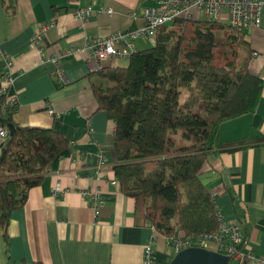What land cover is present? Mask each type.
Listing matches in <instances>:
<instances>
[{"label": "crops", "instance_id": "crops-1", "mask_svg": "<svg viewBox=\"0 0 264 264\" xmlns=\"http://www.w3.org/2000/svg\"><path fill=\"white\" fill-rule=\"evenodd\" d=\"M155 0H6L0 4V75L9 61L8 94L14 112L3 126L52 128L66 139V148L47 167L40 184L27 192L21 208L10 213L0 228V264H142L145 246L154 264H168L174 256L165 238L134 225V202L119 192L113 167L114 126L99 110L87 75L105 66H123L126 60L106 59L97 64L86 48L94 39L118 35L132 51L148 41L133 39L143 25L141 11ZM91 7L83 22L73 15ZM102 10H111L107 15ZM46 26L40 48L30 45L32 33ZM251 56L248 71L263 80L253 113L222 123L218 143L225 148L209 153L199 175L211 173L205 186L223 220L238 225L243 252L264 261V9L258 27L243 30ZM121 48V45H117ZM81 49L83 51H81ZM78 51V52H76ZM80 51V52H79ZM50 55L66 81L54 79ZM51 110V114H49ZM4 122V121H3ZM260 139V140H259ZM3 141L0 139V155ZM241 145V146H240ZM102 162V165H100ZM59 185L54 197L51 188ZM98 195L96 218L82 191ZM199 249V248H197ZM237 264V262L229 263Z\"/></svg>", "mask_w": 264, "mask_h": 264}, {"label": "trees", "instance_id": "trees-1", "mask_svg": "<svg viewBox=\"0 0 264 264\" xmlns=\"http://www.w3.org/2000/svg\"><path fill=\"white\" fill-rule=\"evenodd\" d=\"M0 4L9 10L6 0ZM250 58L243 30L177 20L123 66L87 75L98 109L114 126L113 174L134 202L135 226L164 238L217 230L214 197L198 176L209 153L225 150L219 126L256 109L263 80L248 71ZM14 109L0 97V128ZM66 146L52 128L14 127L0 157V228Z\"/></svg>", "mask_w": 264, "mask_h": 264}, {"label": "built area", "instance_id": "built-area-1", "mask_svg": "<svg viewBox=\"0 0 264 264\" xmlns=\"http://www.w3.org/2000/svg\"><path fill=\"white\" fill-rule=\"evenodd\" d=\"M262 9H264V0H155L152 6L142 9L143 25L132 35V38L153 41L160 27L171 25L177 20L208 21L238 30L258 27ZM102 11L107 15L111 14L109 9L105 11L99 9V12ZM91 14V7L79 8L73 17L78 22H83ZM197 16L199 20L195 19ZM45 30L46 26H42L32 33L30 37L31 46L40 48ZM117 45H121V48H117ZM86 50L89 53V58L96 64L106 59L125 60L133 52L131 45L123 41V38L118 35L91 40ZM81 51L83 50L81 49ZM251 56H256V53H251ZM46 60L54 66L53 76L56 82L61 86L65 85L66 81L61 70L57 67L58 57L50 55ZM10 67L11 63L5 61L4 72L0 75V97H4V102L9 107H14L15 99L8 94L9 84L11 83ZM48 112L49 114L52 113L51 110ZM6 137L7 132L4 128H0V139L3 141ZM100 165H102V162ZM116 184V180L111 181V185ZM60 193L59 185H54L51 188V194L54 197H57ZM80 196L87 201L93 212V217L96 218L101 207L98 195L86 190L80 192ZM165 242L173 255L185 249L199 248L226 256L230 262H237V264L255 260L253 254L245 253L241 249L243 235L239 226L224 221L219 211L218 228L214 233L187 237L175 235L165 238ZM152 255V249L148 245L145 246L142 253V264H154ZM261 264H264V261H261Z\"/></svg>", "mask_w": 264, "mask_h": 264}, {"label": "water", "instance_id": "water-1", "mask_svg": "<svg viewBox=\"0 0 264 264\" xmlns=\"http://www.w3.org/2000/svg\"><path fill=\"white\" fill-rule=\"evenodd\" d=\"M6 121L5 118L1 119ZM14 130L13 126L8 129L7 137L3 140L2 151L0 157L4 154V148L7 145L10 136ZM211 173L205 175H199L198 180L200 184L205 187L211 183L214 179L211 177ZM231 263L229 258L221 254L207 251L204 249L189 248L176 253L168 264H229Z\"/></svg>", "mask_w": 264, "mask_h": 264}, {"label": "rangeland", "instance_id": "rangeland-1", "mask_svg": "<svg viewBox=\"0 0 264 264\" xmlns=\"http://www.w3.org/2000/svg\"><path fill=\"white\" fill-rule=\"evenodd\" d=\"M195 19H196V20H199V17L197 16ZM245 34H246V33H245ZM152 44H153V41H148V43H147V45H148L147 48L151 47ZM231 263H233V261H232Z\"/></svg>", "mask_w": 264, "mask_h": 264}]
</instances>
